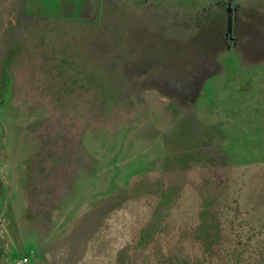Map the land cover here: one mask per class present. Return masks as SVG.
I'll return each instance as SVG.
<instances>
[{
  "label": "rangeland",
  "instance_id": "1",
  "mask_svg": "<svg viewBox=\"0 0 264 264\" xmlns=\"http://www.w3.org/2000/svg\"><path fill=\"white\" fill-rule=\"evenodd\" d=\"M88 2L0 0V264H264L257 12Z\"/></svg>",
  "mask_w": 264,
  "mask_h": 264
},
{
  "label": "crops",
  "instance_id": "2",
  "mask_svg": "<svg viewBox=\"0 0 264 264\" xmlns=\"http://www.w3.org/2000/svg\"><path fill=\"white\" fill-rule=\"evenodd\" d=\"M92 2V0H89V2ZM200 2H211L213 5L217 6H226L227 4L230 5L232 15L235 16L239 12L238 10H246L249 12V10H255L253 12H257V25H264V0H195ZM86 2V1H85ZM88 2V3H89ZM240 12V13H242ZM253 12H250L247 15L253 14Z\"/></svg>",
  "mask_w": 264,
  "mask_h": 264
},
{
  "label": "built area",
  "instance_id": "3",
  "mask_svg": "<svg viewBox=\"0 0 264 264\" xmlns=\"http://www.w3.org/2000/svg\"><path fill=\"white\" fill-rule=\"evenodd\" d=\"M24 262H26V259L20 260L17 264H23Z\"/></svg>",
  "mask_w": 264,
  "mask_h": 264
}]
</instances>
